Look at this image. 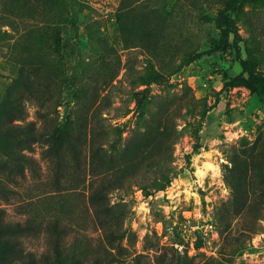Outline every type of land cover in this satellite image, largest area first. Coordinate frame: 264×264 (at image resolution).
<instances>
[{
  "label": "rangeland",
  "instance_id": "rangeland-1",
  "mask_svg": "<svg viewBox=\"0 0 264 264\" xmlns=\"http://www.w3.org/2000/svg\"><path fill=\"white\" fill-rule=\"evenodd\" d=\"M225 1L0 0V106L27 80L35 97L25 100L26 120L94 132L134 162L169 158L173 176L157 189L142 172L110 193L120 225L110 242L85 189L49 192L31 169L14 184L0 154V180L18 191L0 198L1 213L36 227L23 239L25 252L53 264L55 237L38 223L59 217L68 225L61 248L81 264H264V104L233 47L218 49ZM237 26L249 69L264 80V0H246ZM151 70L159 79L142 83ZM34 148L37 174L46 177L44 145Z\"/></svg>",
  "mask_w": 264,
  "mask_h": 264
},
{
  "label": "trees",
  "instance_id": "trees-1",
  "mask_svg": "<svg viewBox=\"0 0 264 264\" xmlns=\"http://www.w3.org/2000/svg\"><path fill=\"white\" fill-rule=\"evenodd\" d=\"M245 1L226 0L220 8L217 15V23L221 30L218 49L224 50L228 46L233 47L243 71L247 72L246 83L248 87L264 104V80L259 74L249 69L248 61L242 54V36L237 26V19ZM213 50L211 48L197 52L187 61L191 62L206 54H212ZM141 79L142 83H151L159 79V74L156 70H151L146 75L144 74ZM34 95L30 82L24 80L19 92L8 93L0 106V114L2 115L0 122V154L5 155L8 159L7 163L1 164V167L8 169L6 176L14 184L18 183L19 185L27 169H31L38 175L39 185H42L45 189L48 188L47 191L49 192H60L65 189H85L87 202L93 210L98 225L104 229L107 238L112 242L120 231V225L115 224L110 193L117 188H124L132 177H137L142 172L151 173L150 182L148 183L151 187L157 189L167 187L173 177L170 174L171 168L168 165L169 158H162L161 155L144 156L134 162L124 153L117 151L116 142L113 141L108 147H104L103 141H99L97 134L94 132L80 131L73 134L69 129L59 128L56 125L47 128L42 123V127L38 126L34 120H26L28 111L25 100L35 97ZM141 98L148 101L155 99L141 96L139 100ZM40 105L45 110L42 114L45 118L47 116L46 104L41 103ZM55 105H61L60 98ZM205 116L206 109L202 112L200 123L193 132L196 138V148L201 146L200 130ZM36 143L44 145L41 154L49 166L46 177L37 174L36 160L31 153L35 149ZM131 165L138 167L133 173L127 171ZM141 185L143 188L147 187L146 184ZM15 193H18L15 188L0 180V198L9 199ZM1 211L2 209H0V262L7 263L17 260L18 262L21 261L20 264H51L52 258L47 255L43 257L42 261H38L35 250L24 251V237H27L31 231L36 229L33 223L29 220L7 221ZM38 225L45 227L44 230L51 237H55L53 264L55 262L61 263L65 258H70L71 261L77 263L80 262L79 264L83 263L77 253H65V249L61 248V237L68 233V225L62 223L61 218H55L45 224L38 223ZM25 259L26 262H23ZM158 264L171 263L162 258Z\"/></svg>",
  "mask_w": 264,
  "mask_h": 264
}]
</instances>
